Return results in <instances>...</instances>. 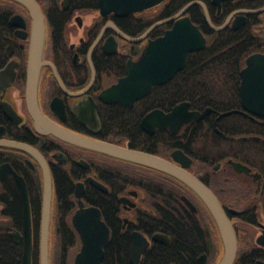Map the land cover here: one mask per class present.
<instances>
[{"label":"flooded vegetation","instance_id":"1","mask_svg":"<svg viewBox=\"0 0 264 264\" xmlns=\"http://www.w3.org/2000/svg\"><path fill=\"white\" fill-rule=\"evenodd\" d=\"M36 1L44 15L46 27L37 86L40 110L60 127L85 137L149 153L152 150L148 147L157 148L163 152L158 156L179 166L183 162L187 163L183 167L214 193L232 222L237 238L233 264H264V171L235 158L219 159L217 151L210 161L211 156L195 154V148L191 147L192 144L188 145L186 138V131L192 123H200L212 114L213 128L219 133L217 121L223 116L217 117L222 112L214 113L211 109L203 118L185 123L177 132H172L169 128H156L150 133L142 128V118L154 109L167 113L174 106L155 105L151 94L152 88L157 85H153L147 95L135 99L131 106H126L119 100L102 99L109 98L106 91L126 75L127 61L130 58L132 61L137 60L147 39L155 38L150 36L154 28L141 42L124 39L119 31L125 33L128 29L126 23L132 28L142 21L148 23L159 16L148 25L150 27L159 20L174 16L184 5L175 11L169 7V0H164L144 11L116 16L113 13L102 14L97 0L94 7L83 0ZM199 1L206 5L214 25L220 26L230 17L229 23L222 30L233 31L246 26L252 15L259 14L239 12L240 10L264 6L260 5L264 0H223L220 8L212 0ZM226 3L228 6L223 8ZM196 5L202 10L204 23L212 31H216L207 23L203 8ZM209 6L215 7V13H210ZM190 8L191 6L184 15L189 16L192 21ZM15 15L17 18L13 19ZM194 19L197 22L195 16ZM235 20L240 25L234 28L232 25ZM196 22L193 23L198 27ZM172 24L173 20H170L158 26L165 27L164 33ZM30 31L31 18L28 10L14 0H0V139L30 148L28 151L0 145V234H4L15 245H21L23 250L24 208L27 205L33 248L37 242L39 250L47 166L51 182L49 264L51 245H54L57 253V264H62L63 242L73 243L69 247L70 253L73 252L70 264H74L75 255L81 249V237L72 222V216L79 208V199L75 194L78 184L82 185L79 190L84 207H97L102 221L109 229L108 241L102 246L103 258L100 264H110L105 262L104 257L105 248L111 239L112 226L102 208L107 205L109 196L116 208L118 232L128 234L126 256L129 264H133V232H139L149 242L136 264H141L142 257L152 244L172 245V235L157 228L159 223L156 221L161 222L163 215L165 219L177 216L181 222L191 223L196 227V244L192 253L194 264H217L223 255V242L216 221L200 196L184 182L151 167L84 148L52 133L39 131L41 128H38L29 114L25 98ZM254 31L262 32L263 29L257 27ZM131 33L132 35L125 34L132 37L142 34L135 35V30ZM259 52L264 53V45ZM189 109L200 112L204 110L190 106ZM239 109H242L241 102ZM115 116L123 121L132 119L140 131L135 130L133 134L128 132L127 136L117 138L104 136V123ZM156 135H163L168 145L163 146L162 141L157 142ZM176 150L181 151L184 157L177 153L179 160H175L172 153ZM181 159L183 160L180 161ZM232 162H239L249 170L238 171ZM62 177L65 179V186L70 184L66 196L61 192ZM68 204L74 207L69 221L67 214L63 212ZM12 232H18L20 236H12ZM156 234L161 239H153ZM188 258V254L183 255L184 262L181 264H189ZM166 264L180 263L170 261Z\"/></svg>","mask_w":264,"mask_h":264},{"label":"water","instance_id":"2","mask_svg":"<svg viewBox=\"0 0 264 264\" xmlns=\"http://www.w3.org/2000/svg\"><path fill=\"white\" fill-rule=\"evenodd\" d=\"M23 5L31 18L30 41L27 57L26 89L25 98L29 114L34 118L38 128L44 133H52L59 138L84 148L96 150L98 152L131 161L137 164L151 167L153 169L168 173L190 188H192L204 201L218 226L223 242V255L217 264H233L237 251V238L232 222L226 215L220 202L214 193L202 183L196 176L187 171L182 163L179 166L158 155L130 149L113 143L85 137L63 127H60L50 120L39 108L37 100V86L39 69L42 62V52L45 38V20L40 6L36 0H14ZM164 0H97V5L102 14L113 13L116 16H124L130 13L141 12L149 9ZM223 0H212V3L221 6ZM199 4L205 13L207 23L214 30H222L230 21V17L220 26L211 22L208 10L204 2L193 0L185 4L174 16L159 20L148 27L140 36L132 37L121 31L119 34L130 42H141L149 32L156 26L173 20L170 28L163 34L148 38L137 60L131 58L126 64V75L118 83L112 85L106 95L107 101H121L126 106H131L135 99L147 95L153 85H161L169 81L176 72L181 70L186 63L187 55L191 52L203 49L207 40L201 30L191 21L190 17L184 15L187 9ZM246 13H260L264 11V6L256 9H244ZM17 18V15L13 19ZM240 25L233 22V27ZM107 42V41H106ZM96 43V42H95ZM94 43V45H95ZM240 84L239 95L242 109H233L222 112L220 116L230 113H240L252 117H264V53L256 52L248 55L245 59V66L239 72ZM190 103L182 101L173 106L165 113L160 109H154L147 113L141 121L144 130L153 133L156 128H169L172 132H177L185 124L194 119H201L211 111L210 107L203 111L189 109ZM10 114L8 109L4 110ZM0 145L15 146L22 149L30 148L16 142L0 139ZM183 154L176 150L172 153L175 160H179L176 154ZM184 157V155H182ZM181 159L180 161H182ZM238 171L249 170L247 166L232 162ZM76 197L79 199V208L72 216V222L80 234L82 245L75 255L74 264H100L103 258V244L108 241L109 229L101 219L100 210L97 207H84L81 200V184L77 185ZM101 186V185H99ZM51 207V182L50 175L45 166V184L43 193L41 238L39 246V264H49V216ZM18 232H12L11 235ZM23 250L21 264H32L33 242L31 234L30 212L26 205L24 208V230H23ZM153 239H161L159 234ZM142 243V245H141ZM142 246H140V245ZM148 240L139 232L132 233L131 261L136 264L144 248L148 246Z\"/></svg>","mask_w":264,"mask_h":264},{"label":"trees","instance_id":"3","mask_svg":"<svg viewBox=\"0 0 264 264\" xmlns=\"http://www.w3.org/2000/svg\"><path fill=\"white\" fill-rule=\"evenodd\" d=\"M52 2L55 0H39ZM82 2V0H74ZM89 6L94 7L96 0H83ZM191 0H169L170 8L175 11ZM261 3L260 5H263ZM228 3L223 4V8ZM259 6V5H256ZM210 13H215V7L209 6ZM192 21L198 25L207 39L206 46L198 51L191 52L187 55L185 66L176 72L174 76L164 84L154 86L151 97L155 105L160 107H170L182 101H188L193 109L203 110L210 107L214 113H220L232 109L240 108L239 83L240 69L245 64L247 55L263 50L264 43V11L252 15L249 22L243 28L233 31L225 29L221 31H212L203 20L202 10L198 5H192L190 8ZM150 20L148 23L142 21L132 28L126 23L128 29L125 33L140 35L145 31L150 23L157 20ZM262 27V32H255L254 29ZM165 27L158 26L154 28L150 36L157 37L163 33ZM213 115H209L200 123L194 122L186 131L188 145L192 144L195 154L211 156L219 153V159L227 157L235 158L246 162L249 165L264 171V117H252L239 113H230L223 116L217 121V129L213 128ZM128 118L126 121L121 120L119 116L111 118L103 125L104 136H127L128 132L133 134L135 130L140 131L137 123ZM200 124V125H199ZM139 137V136H138ZM257 137V138H253ZM163 138V140H160ZM244 138V139H243ZM157 142L167 146L163 135L155 136ZM133 142V140H132ZM141 145V144H139ZM170 146V145H169ZM142 147V146H141ZM199 147L200 149H198ZM147 148V147H146ZM218 148V150H217ZM151 152L161 155L163 152L157 148L148 147ZM64 193L69 189V183L65 186V179H61ZM264 208V195H263ZM69 203V202H68ZM103 211L106 219L112 226L111 239L105 248V262L110 264H129L126 256L128 249V234L118 232L117 222L115 220V205L111 196L108 198L107 205H104ZM74 209L69 205L63 212L67 214L69 221L70 214ZM64 214V213H63ZM65 215V214H64ZM162 221L157 228L172 235V245H162L159 243L152 244L151 248L144 254L141 264H166L170 261L183 263V255L188 254L189 264H194L192 253L196 244V227L181 222L177 216H169ZM200 232V231H199ZM3 236V237H2ZM0 264H21L22 247L15 245L9 238L0 234ZM62 264H70L73 252L70 248L71 241L63 242ZM66 248V249H65ZM33 263L39 264L38 243L33 248Z\"/></svg>","mask_w":264,"mask_h":264},{"label":"rangeland","instance_id":"4","mask_svg":"<svg viewBox=\"0 0 264 264\" xmlns=\"http://www.w3.org/2000/svg\"><path fill=\"white\" fill-rule=\"evenodd\" d=\"M54 246V245H53ZM53 246L51 245V258H50V264H57V253L56 250L53 248Z\"/></svg>","mask_w":264,"mask_h":264}]
</instances>
